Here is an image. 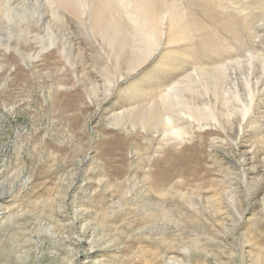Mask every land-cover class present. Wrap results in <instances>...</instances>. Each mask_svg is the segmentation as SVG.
<instances>
[{"label":"rangeland","instance_id":"rangeland-1","mask_svg":"<svg viewBox=\"0 0 264 264\" xmlns=\"http://www.w3.org/2000/svg\"><path fill=\"white\" fill-rule=\"evenodd\" d=\"M160 1L183 24L153 43L74 4L0 0V264H264V0ZM163 51L226 83L185 141L109 118Z\"/></svg>","mask_w":264,"mask_h":264},{"label":"bare ground","instance_id":"bare-ground-1","mask_svg":"<svg viewBox=\"0 0 264 264\" xmlns=\"http://www.w3.org/2000/svg\"><path fill=\"white\" fill-rule=\"evenodd\" d=\"M56 1L59 3V5H62L63 7L64 6L67 7V5H69L68 7L75 8L72 5V4H74L76 6V10L81 8L79 11H82V12L86 11L87 9L91 12L97 11L100 14L99 16L102 17L106 21H102V20L97 19V20H95L96 25H104L105 24L108 26V28L115 27L120 32H121V30L124 31V29L126 32L128 28H132V30L136 29V31H138L137 36L139 34H141V35H143V37L151 40L153 43L157 42L158 39H162V36H163L162 35V33H163L162 23L166 22L167 17L169 20V26H170L169 28H172V31L169 34V38H171L173 36V31H174L173 27H178L180 24H183V23L178 22V20L176 18V16H178V15L173 11L174 8H173V10H171L169 12V13H171V15L163 13V8H162L160 0H96V1L95 0H56ZM94 1L96 3V7L94 5ZM102 3H105V4L107 3V4L102 6L101 5ZM115 3L117 4V6L115 5ZM94 7H95V9H94ZM1 9H5V8H1ZM75 12H78V11H75ZM55 13H57V11H55L54 14ZM115 14L120 15L121 16L120 18H123L124 20L119 21L117 18L114 17ZM99 16H97V17H99ZM53 17L54 16H52V20L53 19L55 20V18H53ZM29 18L31 19V17H29ZM58 18H59V15L57 17L56 22L60 21V18H59V21H58ZM177 24H178V26H177ZM16 27H18V26H16ZM118 27H122V28H118ZM40 28H42V26ZM135 35H134V37L132 35L134 40L136 37ZM106 36H107L108 41L113 45L115 43H118L119 40L122 38L121 37L119 40H116L115 37L111 36L110 34L108 35L107 33H106ZM157 36L159 38L156 40ZM127 38H128V36H127ZM122 39H124V40L126 39V38H124V35H123ZM124 40H122V41L124 42ZM127 40H129V39H127ZM136 40H138V38ZM128 42H130V41H128ZM159 42L160 41L158 40V43ZM125 43H124V45H125ZM133 43H135V42H133ZM160 44H158V45H160ZM120 47H122V46L120 45ZM124 48H125V46H124ZM119 50H120V48H119ZM122 51L123 50H121V54L123 53ZM182 51L185 53L186 49L182 50ZM116 52L118 53V50H116ZM119 53H118V55H119ZM141 53H142V51H141ZM161 53H162L160 55L161 58L157 61L160 64L156 63V64H158L157 70H155V69L144 70V72H142L143 75L137 74L136 77L133 78L131 81L126 82L127 84H126L125 88H123V87H122L123 89L120 88L122 90H120L118 96L113 100V103L111 102L112 104H111V107L109 108V112H111V111H116V112L112 113V115L109 116V118H111L113 121H118V120L122 121V123H124L125 126L132 125L134 128L138 127L140 129H145L146 126L149 127L152 123H155V124L159 123L163 126V135L165 137L169 138L170 141L171 140L172 141L173 140L185 141V138H184L185 136H189L190 139L192 138V135H193V125L191 124L192 121L200 122L203 120L216 119L212 115V114H214L212 112L213 109H215L217 111V109H216L217 107H215V105L212 104V103H216V102L215 101L212 102L211 99H209V98L207 99L208 91L213 90V94L216 95L218 92V88L223 87L222 85H224L226 83L222 82V84L220 83L221 86H218L220 84L217 83L213 77L210 78V76H209L210 73L209 74H207V73L206 74H201V73L199 74V72H197L196 75H186L185 77H183L184 74H176V72L173 71L176 68L173 66L175 63L172 64L171 63L172 61L169 59L167 62L164 63L165 64V66H164L163 62H162V61H164V59L166 57H170L172 53H168V51H163ZM175 53H173L174 56H175ZM111 54H112V51H111ZM112 56H114V55L112 54ZM119 57L120 56H118V58ZM116 59H117V57H116ZM120 66H122V65H120ZM105 67H107V66H105ZM83 68H85V67H83ZM82 69H81V72L84 71V69L83 70ZM86 69H87V67H86ZM105 70H107V68ZM116 70H117V68H116ZM107 72H108V70H107ZM82 73H85V72H82ZM85 74H87V72ZM85 76L88 79V76L87 75H85ZM179 76H181L182 78ZM116 78L115 79H108V81L106 80V83H109V87H108L106 96L107 95L111 96V94L114 90V87L116 88L117 81L122 79V77H120V78L116 77ZM222 79H224V77ZM88 80H90V79H88ZM18 82H19V80H18ZM226 82H228V80ZM84 83H85V81H84ZM199 85H200V89H198ZM235 85L236 84L234 83V86ZM232 86H233V84H232ZM224 87L226 88V85ZM236 88H237V86H236ZM124 91H129L132 93L126 95L128 98L127 103L121 104V99L123 97V95H121V94ZM231 92H233V91L231 90ZM231 92H230V94H231ZM220 93L222 94L223 90ZM235 95L237 96V94H235ZM230 96H228V97H230ZM75 97H76L75 100L74 101L72 100V103H71L72 106L74 105V103L76 101H78V99H77L78 97L77 96H75ZM218 97L220 98L221 96H218ZM218 97H216V98H218ZM234 97L235 96H233V98ZM221 99L223 100L222 97H221ZM230 99L231 98H229L228 101ZM62 101H61V103H62ZM103 101H105V100H103ZM224 101H226V100H224ZM61 103L56 102L55 105H53V106H54L55 110L59 113V115L64 116V114L66 112H68V110H70L71 107L63 106ZM227 109H229V108H227ZM260 115H261V118L264 117V114H260ZM186 164H187V160L184 161L183 163L177 162V164H175V165L184 171V169L186 168ZM169 171L170 170H168V169L161 170V172H163V173H168ZM1 200H3L2 197H0V204H1Z\"/></svg>","mask_w":264,"mask_h":264}]
</instances>
